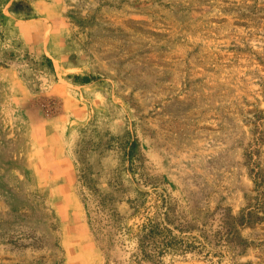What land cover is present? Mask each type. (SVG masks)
<instances>
[{
    "label": "rangeland",
    "instance_id": "rangeland-1",
    "mask_svg": "<svg viewBox=\"0 0 264 264\" xmlns=\"http://www.w3.org/2000/svg\"><path fill=\"white\" fill-rule=\"evenodd\" d=\"M165 210L161 264H264V0H0V264H136Z\"/></svg>",
    "mask_w": 264,
    "mask_h": 264
},
{
    "label": "trees",
    "instance_id": "trees-1",
    "mask_svg": "<svg viewBox=\"0 0 264 264\" xmlns=\"http://www.w3.org/2000/svg\"><path fill=\"white\" fill-rule=\"evenodd\" d=\"M48 63L50 64L49 60ZM94 80L95 78L90 76L73 78V82L81 86H86ZM131 148H133L132 144ZM162 201L165 204L164 198ZM170 224L169 214L165 210L155 219L141 225L136 238L135 251L131 256L136 264H161L166 253L174 251L184 254L198 247L192 237L193 240H189L188 237L185 239L176 237L173 230L177 229L172 228ZM179 228V232L183 233V227Z\"/></svg>",
    "mask_w": 264,
    "mask_h": 264
}]
</instances>
